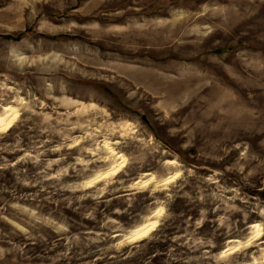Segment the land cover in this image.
Segmentation results:
<instances>
[{"label":"rangeland","instance_id":"1","mask_svg":"<svg viewBox=\"0 0 264 264\" xmlns=\"http://www.w3.org/2000/svg\"><path fill=\"white\" fill-rule=\"evenodd\" d=\"M7 114L0 264H264V0H0Z\"/></svg>","mask_w":264,"mask_h":264},{"label":"bare ground","instance_id":"2","mask_svg":"<svg viewBox=\"0 0 264 264\" xmlns=\"http://www.w3.org/2000/svg\"><path fill=\"white\" fill-rule=\"evenodd\" d=\"M12 113H13V111H12ZM10 114V113H9ZM9 114H7V115H5V116H0V127H2V126H4V125H6L7 123H8V121H9V117H11ZM13 115V114H12ZM150 226H152V224H150L148 227H146V228H143V229H140V230H138V231H136L135 232V236H137V235H141V234H144V233H146L147 231H148V228L150 227Z\"/></svg>","mask_w":264,"mask_h":264}]
</instances>
